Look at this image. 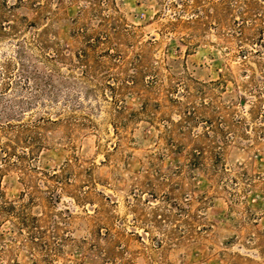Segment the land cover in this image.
<instances>
[{"label":"rangeland","instance_id":"obj_1","mask_svg":"<svg viewBox=\"0 0 264 264\" xmlns=\"http://www.w3.org/2000/svg\"><path fill=\"white\" fill-rule=\"evenodd\" d=\"M39 1L43 18L12 12L63 54L46 69L75 107L64 96L46 110L75 118L41 128L31 163L59 188L21 200V172L2 171L36 241L0 223V264H264V0ZM217 115L247 127L228 122L220 161L195 157Z\"/></svg>","mask_w":264,"mask_h":264},{"label":"trees","instance_id":"obj_2","mask_svg":"<svg viewBox=\"0 0 264 264\" xmlns=\"http://www.w3.org/2000/svg\"><path fill=\"white\" fill-rule=\"evenodd\" d=\"M26 3L35 7L37 13H40L39 0H14L11 4L7 0H0V37L6 36L15 40L11 50H0V223L8 221L17 224L19 232H27L35 242V232L30 229L32 225L26 216L24 204L17 200H9L5 196L1 185L2 171L17 168L21 172V182L27 190V192L22 191L19 198L21 200H24L22 197L26 194L32 197V192L28 189L42 190L40 182L46 187H50L48 183H51L55 189L59 188V183L62 181L59 180L56 172L51 174L44 172L43 177L36 175V178L32 179L31 171L37 172V168L31 163L36 158L37 150L44 146L41 128L45 124H60L68 118L74 120L75 116L68 113L48 116L47 106L50 104L54 106L59 102L58 98L68 96L65 94V97L62 96L59 85L55 83L58 79L52 76L51 80L46 69V65H51L50 69L56 70L55 61L63 54L58 48L53 47L54 50L50 48L46 32L42 27L37 28L35 21H29L25 14L18 15L12 12ZM10 16L14 18H8ZM38 17L43 18L44 15L40 13ZM21 32L23 35L18 36ZM26 32H30V35L26 36ZM69 63L75 64L73 61ZM200 92L205 91L200 90ZM66 101L71 107H75V100L67 97ZM202 105L208 111L217 108L208 99H204ZM227 107L232 108L230 105ZM34 108L40 109L36 116L34 114L31 117H24L25 113ZM254 110L249 113H254ZM215 117L216 120L211 118L203 120L205 123L203 136L206 138L205 146L208 149L205 150L204 145L194 146L190 152L195 157H202L206 151L220 161L221 146L217 142L227 144L234 138L231 130L228 129L229 124L235 126L237 130L247 127L244 119L233 115L230 118L222 115ZM188 118L194 120V113L192 112ZM187 127H192V124L188 122ZM256 131L257 129H254V132ZM223 166L212 163L213 171L216 172L222 170Z\"/></svg>","mask_w":264,"mask_h":264}]
</instances>
